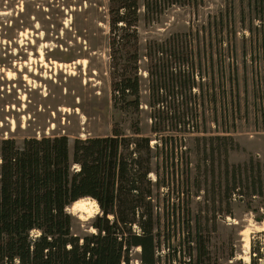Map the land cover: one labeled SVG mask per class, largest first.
Instances as JSON below:
<instances>
[{"label": "rangeland", "instance_id": "obj_1", "mask_svg": "<svg viewBox=\"0 0 264 264\" xmlns=\"http://www.w3.org/2000/svg\"><path fill=\"white\" fill-rule=\"evenodd\" d=\"M144 3L134 26L141 106L123 114L111 101L108 0H0V140L21 146L65 136L71 157L74 140L110 136L114 123L130 137L137 119L142 136L154 140V117L159 138L177 139L179 190L176 215L163 210L173 202L163 190L155 197L165 220L153 232L161 242L155 264H264V0H160L150 16ZM171 38L186 40L182 50L195 63L181 73L195 85L167 86L163 107H150L151 81L178 69L167 54L156 57L164 71H151L148 47ZM182 114L175 129L171 118ZM82 201V212L68 209L80 237L94 233L89 224L99 213ZM139 256L134 249L130 264H141Z\"/></svg>", "mask_w": 264, "mask_h": 264}, {"label": "trees", "instance_id": "obj_2", "mask_svg": "<svg viewBox=\"0 0 264 264\" xmlns=\"http://www.w3.org/2000/svg\"><path fill=\"white\" fill-rule=\"evenodd\" d=\"M144 1L145 14L157 15L160 0ZM138 4L139 0H108L114 71L111 101L123 114L130 110L137 114L141 106L134 30ZM185 41L171 38L148 47L151 71H164L156 57L167 54L178 69L167 79L160 75L155 83L151 81L150 107H163L159 95L167 86L179 91L194 87L193 78L181 73L195 63L191 53L182 50L187 48ZM185 116L171 118L175 129L184 125ZM151 121L154 140L142 136L137 119L130 125V137L114 123L110 136L74 140L71 157L65 136L27 139L21 146L12 139L0 140V264H130L131 252L138 248L141 264H155L161 242L153 232L165 224L154 205L155 197L163 190L166 203L173 201L171 209L166 204L163 210L176 215L179 197L175 195L179 190L173 181L177 139L159 138L155 118ZM208 140L233 143L231 137ZM226 155L224 165L228 170ZM236 169L241 165L232 166L234 172ZM252 195H260V187H253ZM85 199L95 202L99 213L89 224L94 233L80 237L72 232L73 217L68 209ZM164 212L163 218L168 221L169 211Z\"/></svg>", "mask_w": 264, "mask_h": 264}, {"label": "bare ground", "instance_id": "obj_3", "mask_svg": "<svg viewBox=\"0 0 264 264\" xmlns=\"http://www.w3.org/2000/svg\"><path fill=\"white\" fill-rule=\"evenodd\" d=\"M95 204V203H94ZM85 207V202L78 201L76 202L73 206H72V210L77 211V212H82L84 210Z\"/></svg>", "mask_w": 264, "mask_h": 264}]
</instances>
